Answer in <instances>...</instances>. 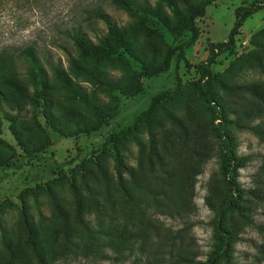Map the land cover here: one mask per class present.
Returning <instances> with one entry per match:
<instances>
[{
    "label": "rangeland",
    "instance_id": "374dc122",
    "mask_svg": "<svg viewBox=\"0 0 264 264\" xmlns=\"http://www.w3.org/2000/svg\"><path fill=\"white\" fill-rule=\"evenodd\" d=\"M143 1L155 5L158 0ZM176 1L181 8L186 2H206ZM252 3L264 5V0H211L204 16L195 20L200 35L184 51L185 58L177 62L175 50L169 69L156 75L150 73L163 62L168 50L189 37L188 32L174 38L161 22L150 17L145 29L134 36L132 52L120 48L111 58H93L83 56L66 33L79 27L93 42L106 34L101 20L88 17L94 4L118 25L132 21L124 9L108 0L17 3L15 10L25 19L18 27H11L0 15V47L29 39L37 41L48 83L44 114L16 93L3 95L6 100L1 102L6 114L0 111V258L6 254L4 239L23 242L28 224L60 221V209L74 213L72 182L58 171L59 165L81 187L84 181L92 185V178H83L82 174H96L98 162L114 176L113 158L99 154L96 158L94 151L114 127L131 125L146 111L155 93L175 86L178 76L179 94L150 115L155 122L153 137L142 125L118 144L123 185L117 193L112 191L116 204L105 206L104 233L106 239L119 242V248L108 247L104 260L92 262L78 257L56 264L205 261L217 244L216 209L228 195L220 134L229 136L236 154L246 156V161L235 173L237 186L243 190L240 211L231 209L225 215L226 227L234 232L229 258L217 264H264V51L256 53L258 44L264 45V6L244 19L234 48L218 53L210 66L211 77L205 88L214 102L208 103L196 87L204 83L197 65L208 57L209 43L226 41L235 21V8ZM163 13L172 20L168 7H163ZM254 54L261 59L256 60ZM2 61L0 58V65ZM74 62L91 71L98 68L119 84L94 80L76 70ZM10 65L15 67L12 75L32 93L25 65L12 60ZM55 69L64 72L90 97L96 94L99 104L110 107L112 115L88 134L75 132L77 121H95L91 104L70 92ZM213 106H217L215 111ZM218 113L223 118L217 119ZM194 132L201 134L204 144L208 143L206 155L188 150L186 142ZM164 145L171 150L165 153ZM160 159L164 167L170 166L168 173L159 166ZM99 188L101 192L107 190L103 181Z\"/></svg>",
    "mask_w": 264,
    "mask_h": 264
},
{
    "label": "trees",
    "instance_id": "16d2710c",
    "mask_svg": "<svg viewBox=\"0 0 264 264\" xmlns=\"http://www.w3.org/2000/svg\"><path fill=\"white\" fill-rule=\"evenodd\" d=\"M40 0H0V15H4L8 24L11 27H18L25 23L24 17L18 14L15 4L21 3L24 5L27 2ZM113 5L122 8L126 11L128 16L132 19L126 25H118L112 17L104 12L100 5H93L88 11V17L101 20L107 32L105 35L97 38V42H93L81 28H74L68 31L67 36L72 43L83 53L85 57L93 58H111L116 49L124 48L132 52L134 36L143 31L148 23L150 17L156 18L161 22L165 28L172 34L174 38L188 32L189 37L167 51L163 62L150 73L156 75L160 72L167 71L170 66L171 54L178 50L177 62L184 59V51L191 46L199 37L200 31L196 24V18L202 17L205 14L206 4L211 3V0H206L201 5H194L186 2L183 8L179 7L176 0H158L155 5H151L143 0H108ZM182 3L184 0H181ZM166 6L172 13V20L163 13V7ZM264 5H256L252 3L248 7L238 6L234 10L235 21L231 27L228 38L223 42L209 43V55L205 61L200 62L197 68L200 72V79L204 80L203 84H196L198 91L202 97L208 102H214L210 96L206 84L209 83L211 77L210 66L215 62L218 53L225 50H232L235 44V36L239 33L242 22L246 17L253 12L262 8ZM23 26V25H22ZM264 51V45L258 44L256 53ZM256 60H260L258 54H254ZM0 58L2 64L0 65V111L3 110L2 100H6L3 95L18 94L28 100L34 105L40 114L47 112V97L45 92L48 89L47 73L44 62L39 54L37 41L24 40L18 44H4L0 47ZM10 60L14 62H22L25 65L27 74L32 80V93H30L17 79L13 76L15 67L10 65ZM144 61V59H142ZM153 60H155L153 58ZM74 68L81 73L89 75L92 79L106 84H119L117 80L110 78L106 72L95 68L93 71L87 67L82 66L76 62L73 63ZM53 67L52 64H49ZM261 66V64H260ZM59 79L64 86L73 94L80 96L82 99L90 103L91 111L95 119L94 122L77 121L73 125V130L77 133L88 134L98 128L99 123L106 117L112 115V109L104 104H99L96 94L92 93L91 97L86 90L76 85L72 80L62 71L55 69ZM181 90V80L177 76L175 86L163 89L155 93L150 100L149 107L136 116L133 123L127 126H116L106 136L104 142L97 148L96 158L98 154L110 155L114 161V168L116 173L110 176L102 166L101 162L97 163V173L91 171L83 172L82 176L92 178V185L89 181H84L81 187L75 181L74 177L64 171L63 165L58 166V171L62 172L68 179H70L71 189L75 195L76 205L72 215L65 209H60L58 214L61 220L57 222H48L45 224L36 225L33 223L27 226V237L23 242L12 241L7 237L4 239L3 247L5 249V256L0 258V264H56L59 260H66L68 258H85L92 262L104 260L107 258L106 249L115 246L119 248V242L113 239L105 238L104 217L106 215V205L116 204V197L112 195V191L117 193L122 189V157L119 152L118 144L126 136L132 134L140 126L146 125L150 135L155 126L153 117L150 115L163 103L173 99L179 94ZM260 98V96H259ZM217 106H213L215 111ZM3 113L4 110H3ZM6 114V113H5ZM217 119L223 118L218 113ZM0 118L1 115H0ZM92 119V120H93ZM70 130V129H69ZM70 133V132H69ZM69 133H65L68 135ZM70 135V134H69ZM193 138L187 139L186 146L191 154L206 155L209 151V145L202 142L201 134L192 133ZM220 147L222 149V171L226 182L228 195L216 209L214 220V231L217 238V244L210 256L201 264H217L221 259L228 260L229 251L234 240V232L225 225V215L228 210L240 211L239 199L243 195V190L237 186L235 181L236 170L242 167L246 161V156L237 155L231 146L230 138L226 134H220ZM201 148V149H197ZM171 147L164 145V152L167 153ZM159 166L164 172L168 173L167 167H164L163 161L160 159ZM175 168L177 166L175 165ZM86 173V174H85ZM85 178L84 180H86ZM102 181L107 186V190L100 191L99 185ZM134 249V245L130 247ZM117 256H121L120 251H117Z\"/></svg>",
    "mask_w": 264,
    "mask_h": 264
}]
</instances>
